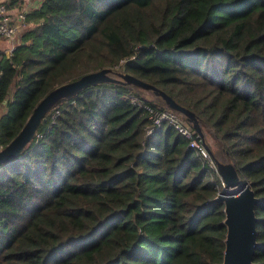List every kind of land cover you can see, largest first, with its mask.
<instances>
[{
	"label": "trees",
	"instance_id": "obj_1",
	"mask_svg": "<svg viewBox=\"0 0 264 264\" xmlns=\"http://www.w3.org/2000/svg\"><path fill=\"white\" fill-rule=\"evenodd\" d=\"M26 21L0 50V146L57 86L130 74L193 112L212 159L260 199L253 261L264 264V0H42ZM145 106L170 110L99 84L46 114L0 167V264L222 262L221 180L172 126L147 134Z\"/></svg>",
	"mask_w": 264,
	"mask_h": 264
},
{
	"label": "water",
	"instance_id": "obj_2",
	"mask_svg": "<svg viewBox=\"0 0 264 264\" xmlns=\"http://www.w3.org/2000/svg\"><path fill=\"white\" fill-rule=\"evenodd\" d=\"M99 84H118L137 87L152 93L170 110L181 115L199 135L203 143L204 136L198 118L190 110L177 104L163 91L149 83L110 68L87 73L80 78L57 86L47 93L33 108L18 134L0 150V167L16 161L33 140L40 123L46 114L55 106L81 94L85 89ZM207 150L209 148L205 144ZM216 172L221 180L222 189L214 198V202L223 206L226 228L224 252L219 264H261L254 262V255L260 243L256 239L255 207L260 199L248 184L241 183L239 176L230 163L214 160Z\"/></svg>",
	"mask_w": 264,
	"mask_h": 264
},
{
	"label": "built area",
	"instance_id": "obj_3",
	"mask_svg": "<svg viewBox=\"0 0 264 264\" xmlns=\"http://www.w3.org/2000/svg\"><path fill=\"white\" fill-rule=\"evenodd\" d=\"M26 15L27 12L25 10L20 9L12 12L5 3L0 2V37L10 42L20 39L23 31L27 28ZM13 47L9 50V53ZM127 96L132 103L140 104L139 100L133 95L129 94ZM145 109L150 122L147 134H150L154 128L159 127L163 123L172 126L177 133L188 140V147L216 171L214 160L205 144L192 127L183 122L181 115L174 111L160 110L149 106H145ZM1 149L2 147L0 146Z\"/></svg>",
	"mask_w": 264,
	"mask_h": 264
},
{
	"label": "crops",
	"instance_id": "obj_4",
	"mask_svg": "<svg viewBox=\"0 0 264 264\" xmlns=\"http://www.w3.org/2000/svg\"><path fill=\"white\" fill-rule=\"evenodd\" d=\"M42 0H0V2H3L7 4L8 8L15 12L17 10H25L27 13L37 9L40 5ZM12 2V3H11ZM20 39H16L15 41H7L0 37V50H3L5 53H9V50L18 44Z\"/></svg>",
	"mask_w": 264,
	"mask_h": 264
},
{
	"label": "rangeland",
	"instance_id": "obj_5",
	"mask_svg": "<svg viewBox=\"0 0 264 264\" xmlns=\"http://www.w3.org/2000/svg\"><path fill=\"white\" fill-rule=\"evenodd\" d=\"M0 44H1V43H0ZM10 93H11V91H9V94H10ZM145 96H146L147 98L152 99V96L149 95V94H145ZM4 112H5V107H4V106L0 107V116H1ZM209 142H210V144H212L210 140H209Z\"/></svg>",
	"mask_w": 264,
	"mask_h": 264
}]
</instances>
